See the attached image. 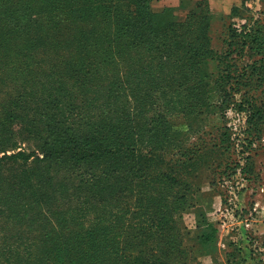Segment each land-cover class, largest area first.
I'll list each match as a JSON object with an SVG mask.
<instances>
[{"label":"rangeland","instance_id":"374dc122","mask_svg":"<svg viewBox=\"0 0 264 264\" xmlns=\"http://www.w3.org/2000/svg\"><path fill=\"white\" fill-rule=\"evenodd\" d=\"M85 1L65 0L68 15L0 0V259L30 264L40 247L55 264H264V0H150L157 36L138 51L106 47L109 15L80 18ZM238 13L261 20L243 48ZM18 92L31 97L13 105ZM255 204L254 250L238 222Z\"/></svg>","mask_w":264,"mask_h":264},{"label":"trees","instance_id":"16d2710c","mask_svg":"<svg viewBox=\"0 0 264 264\" xmlns=\"http://www.w3.org/2000/svg\"><path fill=\"white\" fill-rule=\"evenodd\" d=\"M32 0H29V2ZM53 2V5L55 6V8H50V10H48L47 12H51V10H58L59 13L62 14H68V15H72L73 14V8H66L65 7V0H50ZM149 1L150 0H89V2H81L78 5L74 6V8L78 9V11L81 13L80 18H83L85 16H88L87 13L85 12L84 8L86 6L92 5V6H100L102 7L105 12L109 15V18L107 19L110 27L108 29V32H110L111 30L113 31V33L111 34V40H109V42L106 44V47H110L111 44H115V46L118 48L119 51H121L122 49V41L123 40H129L128 43V49L130 50H135L138 51L141 47H142V42L141 40L145 37V36H150V35H154L157 36L156 32H155V26L153 25V22L155 20V17L158 16L157 14H155L152 9L149 6ZM21 3V2H19ZM247 10H248V6L245 3V0H243V4H242ZM101 10H98V12H100ZM50 15V14H49ZM234 16V15H233ZM235 17H245L244 14H236ZM259 23H261L260 18H252V20H248L246 19V23L242 24L240 29L238 30L236 27H234L233 22L229 25V36L233 37L234 42L238 45L241 46V48H243L245 45L247 46L248 43V39L249 36H253L254 33L257 31V28L259 26ZM173 24H176V22H173ZM254 31V32H253ZM82 32V30L80 31V33ZM101 36V35H99ZM99 36H96L98 39H101ZM95 37V36H93ZM88 38V37H87ZM150 42L154 41V38L150 39L147 38ZM107 40V39H106ZM82 43H85L87 40L85 39H80L79 40ZM78 38L76 39V44H79ZM4 42L0 39V48H2V44ZM80 43V44H82ZM101 42L96 41V45L99 44ZM103 46V43H102ZM98 47L96 48L97 52H104L103 47ZM120 60H121V56H119ZM132 65H136L137 64V56L131 58L130 60ZM107 61L105 59H103L102 64H106ZM119 63L118 62H112V64H110V67H116V69L114 70V73H110V79L112 83H116L113 86H115L116 88H120L121 87V83L123 80L120 79V77L118 76L119 73ZM100 66V65H99ZM108 66V65H107ZM49 72L53 73L54 75H57L56 79H57V88L61 87V85H63L64 83L61 82L63 81L62 77L63 74L59 73L57 70L55 69H51ZM48 72V73H49ZM46 75V79H47V74ZM101 75H98V77ZM43 84L41 85V88L39 90L43 89ZM29 93H23V92H18L17 93V97L13 98L11 103L13 105H15L20 99H23L27 96L31 97L30 95H26ZM10 113H8L9 115ZM71 141H75L73 138L71 139ZM32 154V152L30 153V155ZM23 156V158L27 159L29 157L28 155H23V153H18L15 154V156ZM226 168H230L228 165H226ZM242 172L247 174L249 171L246 168V165H244L242 167ZM241 232V235L243 237V244H248L251 247V233H248L247 235L244 234L242 232L241 229H239ZM214 231L215 234L217 232V228L214 227ZM145 235H147L146 233L142 236V233H139V235L137 234L135 237L138 239V242L145 237ZM250 240V241H247ZM135 243V245L138 244ZM228 242H226L227 244ZM227 245H230V243H228ZM235 245V244H234ZM252 248V247H251ZM49 250V255L47 258H45L46 261L41 260L40 257L37 255L40 251L43 250V248H36L34 250L31 251V254L34 255V261L30 262V264H52V263H56V259L52 257L53 253H54V249L53 248H47ZM254 249V248H252ZM46 250V248H45ZM153 250V249H151ZM160 250V254H161V248H159ZM255 250V249H254ZM23 251L27 253V248H23ZM8 254H10V252L8 251ZM251 254H252V250H251ZM123 255V254H121ZM123 257H125L126 259H128L129 261L126 262V264H161L162 260L161 257H156L154 259H151V256L148 257V255L146 254V252L141 253V252H137V254L132 255V252H130L129 256L126 257L125 255H123ZM64 260V259H63ZM67 261V260H66ZM0 262L2 264H10L8 257H2L0 259ZM52 262V263H51ZM68 262V261H67ZM23 264H26L25 262ZM69 264V262H68Z\"/></svg>","mask_w":264,"mask_h":264},{"label":"built area","instance_id":"2783aa9c","mask_svg":"<svg viewBox=\"0 0 264 264\" xmlns=\"http://www.w3.org/2000/svg\"><path fill=\"white\" fill-rule=\"evenodd\" d=\"M245 3L247 6H251V2L249 0H245ZM256 11V10H255ZM255 18H258V13H255ZM246 23V18L245 17H235L234 21H233V25L234 27H236L238 30L240 29L241 25ZM231 197L227 199L228 202L231 201ZM225 206V205H224ZM223 206V207H224ZM257 204H255V206L253 207L252 210H249L248 214L244 217L241 218L239 225L241 226V228L244 230L242 231L244 234H248L250 229H252V222H254V220L252 219L254 212L257 210ZM235 211V210H234ZM230 212L227 208H222L220 211V217H219V225L222 226L223 228H226L227 231H229V226L231 227V225L233 224H228L229 223V218H227L229 216ZM233 216V215H232ZM264 216V213H263ZM233 223V222H231ZM229 226H228V225ZM223 245H225L223 243ZM264 247V246H263Z\"/></svg>","mask_w":264,"mask_h":264},{"label":"crops","instance_id":"0c3cea01","mask_svg":"<svg viewBox=\"0 0 264 264\" xmlns=\"http://www.w3.org/2000/svg\"><path fill=\"white\" fill-rule=\"evenodd\" d=\"M230 1V5L234 4V3H241L242 0H228Z\"/></svg>","mask_w":264,"mask_h":264}]
</instances>
